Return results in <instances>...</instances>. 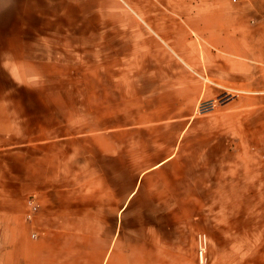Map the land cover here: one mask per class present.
<instances>
[{"label": "crops", "instance_id": "obj_1", "mask_svg": "<svg viewBox=\"0 0 264 264\" xmlns=\"http://www.w3.org/2000/svg\"><path fill=\"white\" fill-rule=\"evenodd\" d=\"M87 3L0 0V264L183 262L179 215L189 212L191 184L223 171L219 155L205 163L207 151L228 144L229 174L258 182L252 143L239 135L264 138V0L141 2L142 21L165 17V46L143 50L135 24L133 52L151 62H135L131 77L123 67L96 110L93 94L71 88L76 21L53 14ZM201 128L208 139L191 141ZM31 200L40 208L30 220Z\"/></svg>", "mask_w": 264, "mask_h": 264}, {"label": "rangeland", "instance_id": "obj_2", "mask_svg": "<svg viewBox=\"0 0 264 264\" xmlns=\"http://www.w3.org/2000/svg\"><path fill=\"white\" fill-rule=\"evenodd\" d=\"M149 0H88L87 4L77 7H53L55 21L60 24L68 19L77 24V87H72L73 92H90L94 96V107L102 104V92L112 93L117 89L116 79L125 67L126 77L134 76L133 64L150 63V54H135L132 43L134 33L139 28H134L139 21L142 22L145 40L142 49L149 51L165 46L163 36L166 28L165 17L161 20L149 22L140 19V3ZM171 0H154V3L166 4ZM137 5V6H136ZM49 7H46L48 9ZM162 9V7L160 6ZM136 12V16H134ZM142 14L144 12L142 11ZM143 16V15H142ZM145 19V17L143 16ZM35 19H30V25ZM33 24V25H32ZM162 35L163 39L159 37ZM125 37V38H124ZM139 41V40H136ZM138 49V47H136ZM72 54V62L75 61ZM0 54V62L3 60ZM144 65V64H143ZM147 69L139 70L137 77H145ZM72 65V76H73ZM6 77L0 71V79ZM87 81V82H86ZM87 84V86H86ZM45 86H39L43 89ZM3 88L0 86V89ZM54 92L55 87L49 86ZM69 90V85L62 87ZM111 104L110 114L116 112V107ZM100 116H96L94 126L99 128ZM253 125H261V117L254 116ZM153 135H150L152 137ZM239 135L240 141L246 139L252 143L251 153L254 154L252 166L255 170L254 179L258 182H247L246 174L241 172L236 175L229 174L230 158L227 149L205 151V163H214L219 155L221 158L222 173L215 176H206V181L191 184L189 212L179 215L183 220V234L179 233L181 250L184 253L183 262L175 260L172 264H264V144L262 135L258 133ZM141 140H150L149 135L139 134ZM209 134L203 133L202 128L196 134L190 135L191 141H205ZM213 140L219 143L228 142V135H214ZM206 138V139H205ZM189 139V140H190ZM263 145V146H262ZM151 158H156L153 149L146 151ZM203 152V151H201ZM242 151H239V153ZM240 162V161H239ZM216 178V179H215ZM251 180V179H250ZM195 186H200L197 189ZM204 186V187H203ZM176 217V215H174ZM165 222L170 223V215H165ZM175 219V224H176ZM188 225V226H187ZM31 237L36 230L29 231ZM176 238V236H175ZM177 240V239H175ZM203 250V257L201 256ZM157 264V263H156ZM161 264V263H160Z\"/></svg>", "mask_w": 264, "mask_h": 264}, {"label": "built area", "instance_id": "obj_3", "mask_svg": "<svg viewBox=\"0 0 264 264\" xmlns=\"http://www.w3.org/2000/svg\"><path fill=\"white\" fill-rule=\"evenodd\" d=\"M210 108H211L210 104L207 103L203 105L202 110L207 111L210 110ZM29 207H30V211H29L28 219L31 220L38 213L40 206L35 201L31 200L29 203ZM201 256L203 257V250H201Z\"/></svg>", "mask_w": 264, "mask_h": 264}]
</instances>
